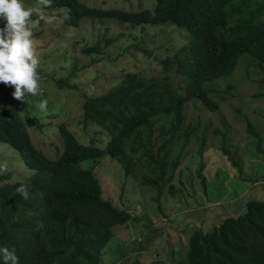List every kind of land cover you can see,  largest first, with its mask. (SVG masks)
<instances>
[{
  "label": "trees",
  "instance_id": "obj_1",
  "mask_svg": "<svg viewBox=\"0 0 264 264\" xmlns=\"http://www.w3.org/2000/svg\"><path fill=\"white\" fill-rule=\"evenodd\" d=\"M172 1L167 0V3ZM185 1L199 4L192 15L187 8H174L175 4L161 0L154 14L116 10L106 13L78 0H50L49 5L40 0L24 1L38 7L36 15L40 27L46 22L41 18L43 15L57 12L60 25H51L60 32L79 27L87 17L117 20L130 28L141 27L142 33L148 25L173 22L187 29L189 51L193 53L195 48L197 55L191 63L177 59L176 85L168 77L156 75L153 69L146 76L125 72L119 83L101 94H89L79 87V82L71 84L68 79L58 82L54 86L57 89L67 86L72 93L79 92L78 125L83 130L89 125L99 127L105 135L99 140L102 146L93 138L82 144L61 123L59 132L64 140V151L53 159L36 151L26 129L28 125L41 130L58 129L43 122L45 119L40 116L38 105L47 95L28 96L30 107L18 112L11 103L12 96L0 92V97L5 98H0V143L22 154L26 165L34 171L23 187L0 184V248H14L19 264H101L106 249L113 254L120 252L117 248L124 244H117L114 238L128 222L135 221L121 201L127 179L137 184L141 192L154 193L158 212L162 210L160 198L165 193L171 197H181L184 193L186 198L196 201L194 182L210 201L222 199L226 192L221 185L228 177L227 171L217 169L212 188L202 172L206 167L204 157L212 151L214 139H217L215 151L229 162L228 172L231 171L235 178L240 177L243 188L253 181L254 178L241 176L244 163L239 150L242 146L233 145L224 122L212 128L211 121L201 122L200 112L220 110L218 101L213 98L219 96V100H224L219 94L229 95L228 90L234 88L231 78L238 65H243L248 80L254 77L250 80L255 83L253 98L264 99V0H260L262 4L258 0ZM165 4L166 9L160 12ZM224 10L233 14H226ZM232 18L235 19L231 22ZM3 21L0 19V27L6 23ZM224 34L227 41L223 39ZM105 37L106 33L99 35L94 42L88 37L89 44L81 48L82 53L101 55L105 48L116 43L119 55L132 53L131 50L150 55L143 46L145 41L133 33ZM73 66L76 69L75 62ZM114 71L120 73L121 68L118 66ZM87 75L76 77L85 81ZM223 82H226L225 87L219 90L217 84ZM59 100L67 101L65 96ZM190 106L196 113L187 122L185 114ZM28 109L36 112L29 114ZM47 111L44 112L46 119L60 116L51 102L47 103ZM234 117L244 123L252 151L264 158V133L240 110ZM189 145L199 165L195 177L186 176L184 181L180 167L184 150ZM103 157L115 161L125 177L122 183L116 182L120 186L116 193L113 191L115 198L106 196L105 186L96 178L94 164L87 168L79 166ZM176 175L178 186L174 183ZM2 178L7 180L9 176ZM19 188L22 192L17 191ZM232 192L229 197L236 198L237 191ZM241 204L234 214L231 211L209 230L191 227L179 230L180 243L177 245L184 248L179 257L183 261L176 260L175 250L168 246L171 264H264V199L249 198ZM114 243L117 245L112 246ZM153 262H144L134 256L131 263L126 259L123 264ZM0 264H4L2 256Z\"/></svg>",
  "mask_w": 264,
  "mask_h": 264
},
{
  "label": "rangeland",
  "instance_id": "obj_2",
  "mask_svg": "<svg viewBox=\"0 0 264 264\" xmlns=\"http://www.w3.org/2000/svg\"><path fill=\"white\" fill-rule=\"evenodd\" d=\"M24 1L26 2L27 0H22V3L26 8L33 7L38 9L36 6L25 4ZM81 1L88 6L100 8L114 7L128 10L136 9L139 0H129L128 2L125 0ZM142 1L144 2L145 0ZM145 4H148V2L143 5ZM148 6L149 5L145 7ZM56 14L57 12L53 11L43 15L45 18L51 17V21L49 22L46 19L45 25H42V27H40V24L38 25L39 17L35 14L29 22L28 27H30L31 31L37 36H40V33L42 35L37 41L33 42V49L35 50V53L39 55L37 57L39 71L42 73H49L54 69L56 70L57 78L61 76L66 77L69 74L70 68H68V64L72 63V60L77 62L78 67L89 64L90 59L80 55L81 46L89 44V39L85 37L86 35L89 34V38L94 42L95 39L102 34L103 29L105 28H108L109 34L119 33L118 24L116 23L103 22L98 26L95 22L86 20L81 22L80 26L77 28L64 30V34L59 37L58 34L60 29L54 28L51 25H60V21L57 19ZM46 28L48 33H46ZM123 31L128 33H139L140 30L139 28L130 29L124 26ZM151 34H153L152 29L150 30V35H148V37H150ZM82 38L85 39L82 40ZM178 40L182 41L183 39L179 37ZM178 40L176 42H178ZM135 63L136 62L133 59L127 61L122 60L118 62V66L121 65L124 69H126V66H129V69L133 70ZM151 63L153 64L152 61ZM137 65L138 68L141 69L146 67L145 64L137 63ZM114 69L115 68L112 66L101 68V70L98 71V74H96L97 81L91 82L89 77L85 78L86 82L79 80L78 85L80 88H84V90L86 89V92L91 95L104 93L109 87L116 84L123 76L122 74H116L117 71H114ZM245 76L246 73L243 65H238L231 78V83L234 88L228 90L229 95L225 96L219 94L220 96H223L224 100H219V96L213 98L215 101H218L220 110L215 113L202 110L200 112V117L202 123L211 121L212 128H216L219 126L220 121H223L226 126V131L233 139V145L240 144L242 146V150H239L244 163L241 176L242 178H254L250 185L243 188L242 186L244 182L240 180V177L235 178L232 176L231 171L228 172V161L215 151V148L217 147V139L212 141V151L204 157L206 167L202 172L207 176V180L210 182L209 187L212 188V185L216 183L215 175L217 169L227 171L228 177L226 181H224V184L221 185L225 189L226 194L218 201H210L202 194V191L196 186V182H194L193 184L196 193H200L194 194L196 201L186 198L184 193L181 197L179 195L171 197L165 193L160 198L162 202L161 213L158 212L156 203L154 202V193L141 192L137 184L127 179L126 183H124L125 189L121 194V201L124 204V208L132 214L135 221L128 222L125 229L119 233L117 232L118 234L116 233L117 237L114 238V242H118L117 244H124L123 247L117 248L121 249V251L113 254L108 250L109 248L106 249L101 264H123V261L126 259L131 263L134 260V256H138L139 259L144 262L154 261V264H171L172 261L169 259L168 246H171L175 250L176 260L183 261L179 257L184 252V248L181 244L180 246L177 245L178 242L180 243L177 234L179 230L186 227L202 228L204 230L210 229L212 226L218 225L224 218L228 217L231 211L232 214H234V210H237L245 200L254 197L264 199V158L252 151L253 149L250 141L246 138L244 123L236 121V118L234 117L236 112L240 110L243 115L247 116L250 121L264 133V99L253 98L252 95L254 91H252V89L255 87V83H252L250 80L252 78L254 79V77L251 76V79L248 80ZM225 83L226 82L217 84L219 90L224 89ZM1 84L3 83H0V85ZM41 85L43 88L42 91L47 95L44 97V100H47L48 103L51 102L60 114L59 119H47L43 122H51L53 124L52 127L56 126L57 128L61 123H64L66 129L73 133L75 138H78L80 140L78 141L82 144L84 142L81 141H86L83 140L85 135L88 140L89 136H92L97 131V129L93 127H87L83 132V129L77 123L79 117L78 109L81 103V98L78 95L79 92L72 93L73 91L68 89H65L63 92L54 91L50 87L52 86L50 81L45 83L41 82ZM13 90L9 89L7 86V88L4 89L3 94L5 96H11ZM61 96H65L67 101L61 102L59 100ZM0 98L5 99L4 97ZM12 101L13 108L18 112H23L24 109L31 105V103L28 102V99H26V102L23 104L18 101ZM27 112H30L29 114H34L36 111L28 109ZM195 113L192 106H190L187 111V116L192 118ZM40 116L45 118V113L41 111ZM28 130L35 147L45 156L55 158V153L58 151V147L62 149V140L58 134V130H51L50 128L44 132L35 126H29ZM101 140H103V137H101ZM97 143L101 146L103 144L99 142V140ZM262 147L264 149V142ZM89 164L90 161H86L82 163V167H88ZM198 165L199 160L193 147L190 145L187 146L184 150L183 161L180 167L182 179L186 181L185 178L189 175L195 177ZM0 171L11 172L13 177L24 175L30 176L32 174V172L24 167L18 155L10 149V147L2 143H0ZM95 173L96 177L99 179L108 177L107 181L103 182V185L105 186L104 192L108 198H115L116 196L113 191L116 193V190L120 186V184L116 185V182L122 183L125 178L120 166L115 161L104 157L97 167H95ZM0 175L2 174L0 173ZM177 182L176 175L174 179L176 186H178ZM235 190L238 194L237 197H229V194H232V191ZM117 244L114 243L112 246Z\"/></svg>",
  "mask_w": 264,
  "mask_h": 264
},
{
  "label": "clouds",
  "instance_id": "obj_3",
  "mask_svg": "<svg viewBox=\"0 0 264 264\" xmlns=\"http://www.w3.org/2000/svg\"><path fill=\"white\" fill-rule=\"evenodd\" d=\"M78 1L85 4L81 0H78ZM125 1L128 2L129 0H125ZM146 2H148V4L143 5ZM161 2L167 3V0H161ZM257 2L259 4H262L260 0H258ZM40 3L44 5H49L50 0H40ZM157 4H158V0H145L144 2L142 0H139L137 3L136 9H128V10L114 8V7L100 8V7L88 6L87 4L85 5L89 8L99 9L106 13L116 10V11L125 12V13H132V14H137L141 11H148L154 14L157 9ZM167 4H175L174 8L176 7H180L182 9L187 8L191 15L196 10L197 6H199V4L196 3V1H185V0L181 2L174 0ZM167 4L163 5V7L159 9L160 12H163L166 9ZM147 5L149 6L145 7ZM256 6L260 7L258 4H256ZM38 11H39L38 9L33 8V7L26 8L23 5L22 0H0V19H3L4 21H6L4 26L0 27V83H3L0 85V92L3 93L4 89L7 88V86L11 90L14 89L11 92L12 98L22 104L26 102V98L30 95L35 96V95H40L41 93L43 94L45 93L42 91L43 88H42L41 82L45 83L47 81H50V83H52V86H50L52 90L63 92L65 89L69 87L65 86L62 89H57V87H54V86H56L58 82H62V81L65 82L68 79L71 84H73V82L77 83L79 81V78H77L76 76L78 75L83 78L87 73L88 75L86 76V78L90 77L89 78L90 81L95 82L98 80L96 78L97 77L96 74H98V71H100L101 68H107L108 66L110 67L112 66L113 68H116L118 67L119 61H122V60L127 61L130 59H133L136 62L134 65V69L130 70L129 66H126V69H124L120 65L119 67L121 68V72L116 73V74H122L123 76L117 83H119L123 79V77L125 76L124 74L125 72L134 73L136 74V76L137 75L146 76L147 74L150 73V70L153 69L156 75H160L162 77L166 76L169 78L170 82L176 85L178 83V77H177L178 75L176 74L178 73L177 72V68H178L177 59H180L184 62L186 61L187 63H191L195 60L196 55H197V49L194 48L193 53H190L189 51L188 42H189L190 34L187 32V29L181 26H178L177 24L173 22L161 23L158 25H148L142 33L141 27H131L130 28L128 24H123L117 20H111V19L110 20H99L100 18L87 17V18H84L83 21L89 20L91 22H95L96 24H98V26H100V24L103 22H112V23L118 24L119 33L117 34H109L108 28L103 29V32L100 36L106 33L105 39L116 37L118 34H122V33L129 34L128 32L123 31L124 26L130 29L139 28L140 30L139 33H133V34H135L138 38L141 37L145 41L144 43L145 45L143 46L145 47V50L148 51L147 53H149L150 55L148 56L146 54L145 56L143 54H138L134 50H131L132 53L124 54L123 56L119 55L116 43L110 44L107 48H105L104 52L101 55H96L92 52L86 55L82 53V50H81L82 47L87 46V44H85L81 46L80 48V55L89 58L90 59L89 64L78 67L77 62L72 60V63L68 64L69 66L68 68H70L69 74L66 77L61 76L57 78L56 70L53 69L49 73H42L39 71L40 69L38 68L39 64H38L37 57L39 55L35 53V50L33 49V42L37 41L42 35L40 33L39 34L40 36H37L35 33L31 31V28L28 27V24L32 20L33 15L37 14ZM226 11L224 10V13L226 14L232 13V12H229V11L226 12ZM41 18L47 19L49 22L51 21V17H47V18L41 17ZM234 19L235 18H232L231 22ZM237 27H239V29H242L240 26H237ZM151 29L153 30V34H151V36L148 37V35H150ZM61 32L59 30L58 36H61L64 34V30ZM46 33H48L47 28H46ZM85 37L88 38L89 34L86 35ZM179 37L182 38L183 40L179 41L178 40ZM223 39L227 41V37L225 34L223 35ZM177 40L178 42H176ZM199 56H200V52L198 54V57ZM151 61L153 62V64L151 63ZM74 62L76 63V69H73L75 66V65L73 66ZM137 63L143 64V65L145 64L146 67L144 69L138 68ZM98 65H100V69L98 68ZM38 72L43 75V78L40 77ZM38 80H40L39 83H38ZM10 87H13V88H10ZM47 103H48L47 100H42L39 103L38 107L40 108L42 112L47 111ZM185 116H186L187 122L193 119L187 116V112ZM44 119L47 120L46 118ZM49 124H52V123L49 122ZM29 126H33V125L26 126L28 134H29V130H28ZM87 127H93L97 129V131L92 136H89V139L93 138L97 142L98 140L101 139V137H104L105 133L103 132L101 128L96 127V126H90V125ZM86 128L83 130V132L86 130ZM47 129L43 128L42 130L46 132ZM53 129L51 128V130ZM56 130L59 131V126H58V129ZM58 134L61 137V133L59 132ZM73 136L75 137L74 134ZM29 138H30V141L32 142L33 147L36 149L37 152L40 153V155H42L43 157L47 159H53V158H49L45 156L35 147L30 134H29ZM61 140H62V149L58 147V151H56L55 153L56 157H58L64 151V140L62 139V137H61ZM77 140L79 139L77 138ZM83 140H86V141H81V142H84L83 144L88 143L86 135L83 137ZM2 144H5L8 147H10L6 143H2ZM10 149H12L18 155L24 167H26L30 172H32V174L30 176L24 175V176L13 177L11 172L0 171V173L2 174L0 175V184L6 183V184H12V185H20L19 187H23L24 186L23 184H25L26 181L34 175V171L31 170L26 165L25 163L26 159L22 156V154L18 153L11 147ZM103 158L101 160H103ZM107 159H110V158H107ZM101 160H97V161L88 160L90 161V164L88 167H90L92 164H94L95 167H97V165L99 164ZM82 163L79 164L80 167H82ZM82 168H87V167H82ZM94 171H95V168H94ZM6 175L9 176V179L7 180L2 178ZM107 179L108 177L99 179V181L103 183L104 181H107ZM17 191L22 192V188H19ZM24 196H25V199H27L26 193L24 194ZM0 256H2L4 264H19V258L16 255V251L14 248L12 249H9L7 247L0 248Z\"/></svg>",
  "mask_w": 264,
  "mask_h": 264
}]
</instances>
